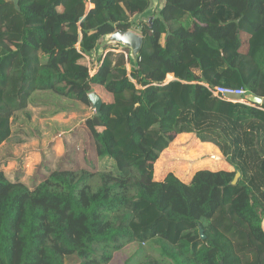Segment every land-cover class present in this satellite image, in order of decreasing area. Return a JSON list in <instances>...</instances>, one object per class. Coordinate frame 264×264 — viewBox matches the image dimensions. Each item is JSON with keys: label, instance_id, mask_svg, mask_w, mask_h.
<instances>
[{"label": "trees", "instance_id": "16d2710c", "mask_svg": "<svg viewBox=\"0 0 264 264\" xmlns=\"http://www.w3.org/2000/svg\"><path fill=\"white\" fill-rule=\"evenodd\" d=\"M152 1L0 0V145L36 92L102 102L85 120L96 171L46 169L28 186L0 162V264H107L96 247L132 241L158 252L140 264H264V0H159L150 23L133 24ZM132 27L142 37L134 64L113 42L90 75L85 58ZM203 84L263 101L220 99ZM183 133L215 145L231 170L155 180V162Z\"/></svg>", "mask_w": 264, "mask_h": 264}, {"label": "rangeland", "instance_id": "374dc122", "mask_svg": "<svg viewBox=\"0 0 264 264\" xmlns=\"http://www.w3.org/2000/svg\"><path fill=\"white\" fill-rule=\"evenodd\" d=\"M150 11L153 13L158 11L156 0L152 1ZM139 18L140 16H135L132 19L133 24L139 22ZM148 19L149 17H147V21ZM129 30L141 36L139 28L132 27ZM111 43L113 42L105 37L100 41L95 52L90 57L85 58L93 73L95 72L93 64L96 65L104 50L103 48ZM117 50H121V45L118 46ZM134 61L131 58L132 64H134ZM195 73L198 74L199 71L195 70ZM98 94L106 100L111 96L108 89L98 91ZM41 101L48 103L39 105L38 103ZM55 110H58V112ZM93 113L92 107H87L82 103L62 100L60 97L54 96L52 92H36L33 95L27 110L17 113L16 118L13 120V134L6 145V149L9 150L6 157L15 158L23 149H28L31 153L36 152L33 150H37L36 153L41 155L40 161L37 160L32 164L29 175L26 178L21 177L25 184L31 186L34 183V175L41 176L46 173V169L61 168L90 171L93 168L94 171L97 170L96 158L94 162L90 161L91 167L88 164V150L92 148V142L88 128L85 125V120ZM186 136L189 138L183 137L181 134L177 135L168 148L162 152L154 164V179L160 180L171 172L183 182H188L198 168L219 169L224 161L220 150L212 144L221 154L219 158L212 155V153H204L201 156L192 155L190 150L193 144H203V142H200L191 133ZM58 143L61 145L57 146ZM16 144L17 146H15ZM228 166L227 164L226 167ZM17 169H22V167L17 166L15 170ZM12 173H14V170ZM12 173L10 172L8 177L11 178ZM98 182V176H94V183ZM103 252L111 254V259L107 264H140L145 260L158 258V252L151 243L138 244L136 241L124 243L119 249L113 251L103 246L95 248L96 254L100 255Z\"/></svg>", "mask_w": 264, "mask_h": 264}, {"label": "crops", "instance_id": "0c3cea01", "mask_svg": "<svg viewBox=\"0 0 264 264\" xmlns=\"http://www.w3.org/2000/svg\"><path fill=\"white\" fill-rule=\"evenodd\" d=\"M155 3V2H154ZM156 3H159V0H156ZM152 7V5H151ZM151 7L145 12L143 13L142 15H139L140 16V20L143 19V18H147V17H152L151 14L152 12L150 11ZM138 17V16H137ZM139 21V20H138ZM108 37V36H107ZM180 135V134H179ZM186 135H189V133H183L181 134V136L183 137H188ZM12 136V135H11ZM11 138V137H10ZM10 138L3 142L1 145H0V162H3L1 164L2 168L4 169V172L6 173V175H8L10 172L12 173L13 170H14V173H12V176L15 175V173L19 170H23V178L27 175H29L28 173H30L29 169H31L32 167V164H34L35 161L39 160L40 161V157L41 155L39 153H36L37 150H33V151H36V152H33L31 153L30 150L28 149H23L21 150V152H19V154L15 157V158H12V157H6L7 155V151H9L8 149H6V145L8 144V141H10ZM189 138V137H188ZM61 143V141H59ZM60 146L61 144H57V146ZM17 146V144L15 145ZM195 146V145H194ZM194 146H192V149L194 148ZM199 146H203V148L201 149L200 153L199 154H192V155H203L204 153H212V155L216 156L217 158L220 157V153L218 152L217 148H215V146H213L211 143H204L203 144H200L199 143ZM191 149V150H192ZM190 150V151H191ZM36 154V155H35ZM27 155V156H25ZM35 155V156H34ZM25 156V157H24ZM24 157V159L21 160V158ZM32 157H34L32 159ZM37 163V162H36ZM227 163L226 162H222L221 166L219 167V169H227V170H231V167L228 166L226 167ZM18 167H22V169H17L15 170V168ZM200 168H198L199 170ZM203 169V168H201ZM197 171V170H196ZM33 173V172H32ZM34 174V173H33ZM42 176V175H41ZM164 178V177H163ZM163 178H161L160 180H162ZM191 179V177H190ZM189 179V180H190ZM157 180V179H155ZM158 180V181H160Z\"/></svg>", "mask_w": 264, "mask_h": 264}, {"label": "water", "instance_id": "95a60500", "mask_svg": "<svg viewBox=\"0 0 264 264\" xmlns=\"http://www.w3.org/2000/svg\"><path fill=\"white\" fill-rule=\"evenodd\" d=\"M15 7H17V1L18 0H12ZM152 20V17H149L148 22L150 23ZM108 40L114 43H120L123 46L127 47L129 49V55L130 57L135 60L136 55L139 53L142 47V37L136 33H134L131 30H115L108 36ZM88 98L91 104V107L94 110V113L99 114L100 107H101V99L97 94L95 93H89ZM249 99L255 103V104H261L263 99L256 95H250ZM240 177V172L236 171L234 174V177L231 181V184H236L238 178ZM200 237L204 239V234L202 229L199 230Z\"/></svg>", "mask_w": 264, "mask_h": 264}, {"label": "built area", "instance_id": "2783aa9c", "mask_svg": "<svg viewBox=\"0 0 264 264\" xmlns=\"http://www.w3.org/2000/svg\"><path fill=\"white\" fill-rule=\"evenodd\" d=\"M89 74L90 75L93 74L91 68H89ZM203 85L213 96L217 98L237 101L245 105L255 104L249 99L250 95L252 94L244 87H229V86L208 85V84H203Z\"/></svg>", "mask_w": 264, "mask_h": 264}]
</instances>
